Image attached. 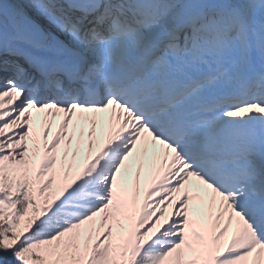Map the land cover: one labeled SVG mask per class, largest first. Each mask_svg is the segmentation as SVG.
I'll return each instance as SVG.
<instances>
[{"label":"snow or ice","instance_id":"snow-or-ice-1","mask_svg":"<svg viewBox=\"0 0 264 264\" xmlns=\"http://www.w3.org/2000/svg\"><path fill=\"white\" fill-rule=\"evenodd\" d=\"M0 264H264V0H0Z\"/></svg>","mask_w":264,"mask_h":264}]
</instances>
